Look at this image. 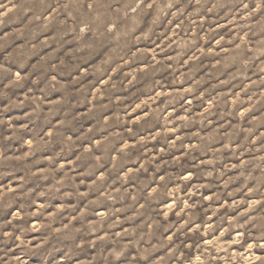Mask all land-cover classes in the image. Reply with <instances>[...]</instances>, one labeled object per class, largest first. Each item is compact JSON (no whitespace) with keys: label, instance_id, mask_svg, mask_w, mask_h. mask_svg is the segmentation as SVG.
I'll list each match as a JSON object with an SVG mask.
<instances>
[{"label":"rangeland","instance_id":"374dc122","mask_svg":"<svg viewBox=\"0 0 264 264\" xmlns=\"http://www.w3.org/2000/svg\"><path fill=\"white\" fill-rule=\"evenodd\" d=\"M255 12L0 0L4 264H264Z\"/></svg>","mask_w":264,"mask_h":264},{"label":"clouds","instance_id":"9594fccd","mask_svg":"<svg viewBox=\"0 0 264 264\" xmlns=\"http://www.w3.org/2000/svg\"><path fill=\"white\" fill-rule=\"evenodd\" d=\"M250 4H253L256 7V12L253 13L254 18L264 17V0H250ZM6 244H7V240H0V246L6 245ZM0 251H2V247H0ZM177 252L182 253L183 248L179 247L177 249ZM3 254L6 256L7 252L5 251ZM171 260H174L175 264H185V261H189V264H190V259L188 255H184L183 259H181L180 257L176 256L175 253H173ZM0 264H4L3 259H0Z\"/></svg>","mask_w":264,"mask_h":264}]
</instances>
